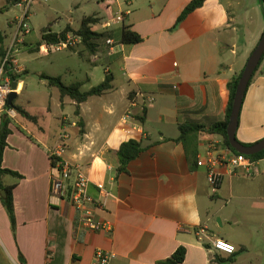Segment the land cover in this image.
Returning a JSON list of instances; mask_svg holds the SVG:
<instances>
[{"label":"crops","instance_id":"crops-1","mask_svg":"<svg viewBox=\"0 0 264 264\" xmlns=\"http://www.w3.org/2000/svg\"><path fill=\"white\" fill-rule=\"evenodd\" d=\"M100 1L107 2L111 17L94 11L79 22L91 18V30L105 35L97 52L80 43L60 51L45 46L49 56L63 54L49 60L62 71L46 77L80 83L87 92L109 76L111 89L80 103L76 115L75 102L61 99L56 87L40 79L47 111L51 95L57 100L54 132L28 108L21 107L35 122L19 115L10 120L2 167L22 178H0L4 186L15 185L16 218L13 238L0 203L9 237L0 239V264H93L96 250L113 253L109 264H158L179 247L186 250L183 264H264V159L255 162L251 177L227 175L213 193L205 166L191 168L177 141L179 125L193 123L202 127L198 157L210 145L216 154L230 155L223 137L209 129L224 121L228 82L242 72L264 32L263 3L205 0L174 27L191 0ZM123 26L141 42L122 44ZM20 45H26L24 39ZM35 50L38 43L27 48L30 55ZM19 65L22 81L27 70ZM61 134L68 136L63 159L87 178L89 196L101 205L94 215L112 223L111 234L78 231L70 205L50 198L48 152ZM235 138L244 145L264 138V58L243 97ZM129 140L143 150L119 172L117 152ZM216 239L232 244L235 253L213 250Z\"/></svg>","mask_w":264,"mask_h":264},{"label":"built area","instance_id":"built-area-1","mask_svg":"<svg viewBox=\"0 0 264 264\" xmlns=\"http://www.w3.org/2000/svg\"><path fill=\"white\" fill-rule=\"evenodd\" d=\"M34 2L35 0H12L14 5L22 8V17L19 19L17 30L11 41L2 50L0 48V116L4 115L10 120L15 119L17 116L15 109L7 106V99L12 92L10 79L14 78L18 85L20 74L23 72L16 57V47L22 43L23 37L31 31L27 19ZM127 13L129 12L127 11ZM119 18L122 19V16L120 15ZM80 42L81 38L79 36L68 34L65 40L60 41L58 44L45 46L55 51H60L74 47ZM107 44L111 45L112 42L107 40ZM67 139L68 136L66 134H61L57 146L48 152V158L51 163L50 198L65 201L70 205L76 214L75 223L78 231L111 234L113 230L112 223L104 219H98L94 215L95 209L101 205L89 196L87 178L76 166L63 159ZM216 152L215 146L210 145L204 155L198 157V165H204L206 168L207 182L211 192L215 193L218 191L224 177L227 175L240 174L244 177L253 175L255 162L247 159L244 155L233 153L229 150L230 155L226 157L222 154H216ZM99 191L107 193L102 186H99ZM203 234V229L196 232L199 239ZM211 248L226 255H233L236 251L232 244L222 239L214 240L211 243ZM113 257L114 255L111 252L96 250L93 264H109Z\"/></svg>","mask_w":264,"mask_h":264},{"label":"trees","instance_id":"trees-1","mask_svg":"<svg viewBox=\"0 0 264 264\" xmlns=\"http://www.w3.org/2000/svg\"><path fill=\"white\" fill-rule=\"evenodd\" d=\"M204 2L205 0H191L190 3L180 13L179 17L176 20L174 27H176L179 23H181L188 14H190L197 8L201 7ZM261 2H263V0H261ZM6 3L12 4V0H6ZM92 20L93 19L91 18L83 19L77 30H73L69 26H67L60 33H52L50 30H46L42 33V36H41L42 42L47 46H53V45L58 44L60 41L65 40L66 35L70 33V34L79 36L81 38L80 44H82L89 53L95 54L97 52L99 42L105 37V35L102 33L93 32L91 30L90 25L92 24ZM141 40H142L141 37L137 35L135 32H133L129 26L122 27L121 39H120V42L122 44H125V45L138 44L139 42H141ZM3 47H4V35L0 31L1 50L3 49ZM263 58H264V55L261 58L254 73L252 74L250 82L255 76L259 67L261 66ZM10 75L12 76V74ZM240 75L241 73L238 76L233 77L228 82L227 88L229 92V99H228V105H227V110H226L224 121L212 126L209 129L210 132L221 135L224 139L225 145L233 153H236V152L233 149H231V147L229 146L227 136H226V127L228 124V117H229L230 110H231L232 99H233L235 88H236ZM40 78L47 80L49 86L56 87L59 91L61 99L63 97H68L72 101L75 102L76 104L75 114L76 115H78V105L80 103L85 102L91 96L103 95L105 92L111 89V81H112L109 76H106L105 80L102 83L93 87L87 92H82L80 90L81 88L80 83L76 82V83H72L69 85H65L62 82L60 77L41 76ZM12 108L15 109L17 115L24 117L27 120L32 121V122L36 121V118L30 116L23 108L19 106H15L14 102H13ZM9 125H10V119L5 117L4 115H1L0 117V178L2 176L9 175L17 179H21L22 176L18 174L17 172L9 170V169H5L2 167L3 153L8 146L7 138L11 134ZM178 129H179V136L177 138V141L183 144L186 159L190 167L191 168L195 166L198 167L197 136L201 132L202 127L195 125L193 123L187 122V123H183L179 125ZM244 146H249V145H244ZM142 150H143V146L141 145L140 142L129 140L127 142L122 143L117 152V157L120 161L118 171L125 172L129 162L134 160ZM245 157L253 162H257L259 160L264 159V150L257 154H254L251 156H245ZM14 188H15V185L4 186L0 182V191L5 192V197H0V203L3 209L5 210V213H6L8 222H9L10 232L13 238L15 237V231H16V218H15L13 195H12ZM185 253H186L185 248L179 247L178 249L175 250V252L169 258H167L164 261H160L158 264H183Z\"/></svg>","mask_w":264,"mask_h":264},{"label":"rangeland","instance_id":"rangeland-1","mask_svg":"<svg viewBox=\"0 0 264 264\" xmlns=\"http://www.w3.org/2000/svg\"><path fill=\"white\" fill-rule=\"evenodd\" d=\"M96 2H98L99 6H96ZM107 6V2H101L100 0H35L30 8L27 22L31 31L23 37L26 45H17L16 47V57L19 63L26 68L27 73L21 77L24 79L18 82V94L14 100V105L28 108L32 110L34 115L44 118L46 121L45 125L47 129H51V132H54L57 126V100L55 95H51L49 100L51 111H47L46 87L41 86L40 77L41 75L52 76L60 73L62 71L61 67L56 64L49 65V60L52 58L57 59L63 54L56 53L53 56H49L45 50L44 43L40 39L41 34L47 29L58 33L64 30L67 24L78 27L80 20L84 16H91L94 11H105ZM105 14L106 17L104 19L111 17L109 10H106ZM21 17V7L12 5L11 3L8 4L6 0H0V31L4 35V46L8 45L15 35ZM37 43L39 44V51H37L39 53L35 50L30 55L27 52V48L35 47ZM79 46L84 47L82 44ZM74 57L77 59L76 55ZM70 65L76 66L74 62L70 63ZM100 73H102L101 69ZM29 100L32 101V105L27 104ZM66 114H72V108L69 107ZM0 239L2 241L9 240L7 231L3 226V221H0Z\"/></svg>","mask_w":264,"mask_h":264},{"label":"water","instance_id":"water-1","mask_svg":"<svg viewBox=\"0 0 264 264\" xmlns=\"http://www.w3.org/2000/svg\"><path fill=\"white\" fill-rule=\"evenodd\" d=\"M263 7H264V0H263ZM264 55V32L257 43L256 47L253 49L251 54L249 55L245 66L241 72L239 80L237 82L234 96L232 99L231 110L228 117V124L226 127V136L231 149H233L236 153L251 156L257 154L264 150V138L257 143L249 146H244L243 144L239 143L235 138V132L238 125V117L241 109V105L243 102V97L245 95L246 89L249 85L250 79L252 74L254 73L255 69L257 68L261 58ZM11 87L12 92L10 93L7 99V106L13 107V102L17 98V83L14 78H11ZM0 196L5 197V192L0 191Z\"/></svg>","mask_w":264,"mask_h":264}]
</instances>
